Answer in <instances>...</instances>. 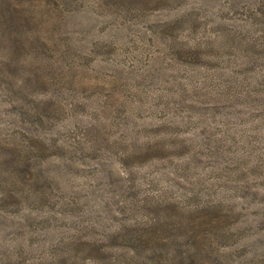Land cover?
<instances>
[{"label": "rangeland", "instance_id": "obj_1", "mask_svg": "<svg viewBox=\"0 0 264 264\" xmlns=\"http://www.w3.org/2000/svg\"><path fill=\"white\" fill-rule=\"evenodd\" d=\"M261 40L264 0H0V264H264Z\"/></svg>", "mask_w": 264, "mask_h": 264}, {"label": "trees", "instance_id": "obj_2", "mask_svg": "<svg viewBox=\"0 0 264 264\" xmlns=\"http://www.w3.org/2000/svg\"><path fill=\"white\" fill-rule=\"evenodd\" d=\"M245 45H258L261 48L263 47L264 42L263 40H261L258 43L252 42V43H246ZM262 77L263 79L260 80L259 83H261L262 81L264 82V72H263ZM245 95L249 96L248 94H245ZM259 110L262 112V113L260 112V115L262 114L264 116V107ZM258 118L259 116L256 117L255 119L258 120ZM135 207H137L136 203H128L127 205L128 209L129 208L135 209ZM220 220H222L221 217L219 218L217 216L212 215L210 218H201L198 220L193 219L191 222L189 221L187 229H186L187 235L185 237L186 238L185 240L193 241V244H191V246L189 247L193 248L194 241H195L194 239L198 237V234H200V231H202L203 229H206V227H209V226L215 227L216 225H213V223L219 222ZM155 223L156 222L151 223V225L146 228L131 227L129 231L123 235L122 242H124L125 245L130 247V250L132 251L133 256L137 255V252L139 251L141 247L147 250L149 258L151 257L154 258L157 256L158 251L155 247L156 245H158L159 242H161L163 237L157 233L158 232L157 226L160 225V223H158V225ZM176 244H179V243L177 242ZM191 252L193 253L194 250H191Z\"/></svg>", "mask_w": 264, "mask_h": 264}]
</instances>
